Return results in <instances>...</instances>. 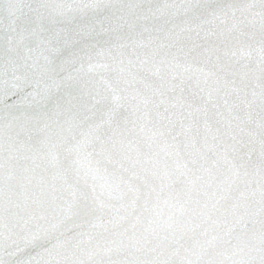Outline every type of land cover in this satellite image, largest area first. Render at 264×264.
Returning <instances> with one entry per match:
<instances>
[{
	"label": "snow or ice",
	"instance_id": "obj_1",
	"mask_svg": "<svg viewBox=\"0 0 264 264\" xmlns=\"http://www.w3.org/2000/svg\"><path fill=\"white\" fill-rule=\"evenodd\" d=\"M0 264H264V0H0Z\"/></svg>",
	"mask_w": 264,
	"mask_h": 264
}]
</instances>
